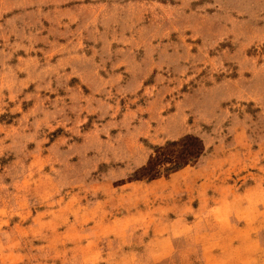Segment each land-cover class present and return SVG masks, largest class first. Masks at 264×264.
I'll return each mask as SVG.
<instances>
[{
  "label": "rangeland",
  "instance_id": "obj_1",
  "mask_svg": "<svg viewBox=\"0 0 264 264\" xmlns=\"http://www.w3.org/2000/svg\"><path fill=\"white\" fill-rule=\"evenodd\" d=\"M0 264H264V0H0Z\"/></svg>",
  "mask_w": 264,
  "mask_h": 264
}]
</instances>
